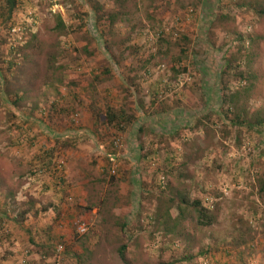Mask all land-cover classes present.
<instances>
[{"label": "rangeland", "instance_id": "374dc122", "mask_svg": "<svg viewBox=\"0 0 264 264\" xmlns=\"http://www.w3.org/2000/svg\"><path fill=\"white\" fill-rule=\"evenodd\" d=\"M5 3L0 264H264V0Z\"/></svg>", "mask_w": 264, "mask_h": 264}, {"label": "trees", "instance_id": "16d2710c", "mask_svg": "<svg viewBox=\"0 0 264 264\" xmlns=\"http://www.w3.org/2000/svg\"><path fill=\"white\" fill-rule=\"evenodd\" d=\"M5 2L6 3H5V5L2 8H3V11H6L7 17H10L11 14H12L13 9L16 7L17 0H5ZM230 100L232 101V106H233L234 102H233L232 99H230ZM120 113H122V112H120ZM110 116L113 119L114 115H110ZM120 117H121L120 120H123L124 118H126V116H124L123 114H121ZM180 200H181L182 203H185L186 205L190 204L192 207L195 208V211H197L196 219L198 220L199 224H202V225H205V226L210 224L211 220L209 218L207 219V210L204 209L203 207H201L199 201L195 200V201H192L191 203H188V201H186L185 197H182V196H180ZM177 208L180 211L182 209L179 205H177ZM179 214H180V212H179ZM158 218H159V216H158Z\"/></svg>", "mask_w": 264, "mask_h": 264}, {"label": "built area", "instance_id": "2783aa9c", "mask_svg": "<svg viewBox=\"0 0 264 264\" xmlns=\"http://www.w3.org/2000/svg\"><path fill=\"white\" fill-rule=\"evenodd\" d=\"M80 229H81V230H83V228H82V227H80Z\"/></svg>", "mask_w": 264, "mask_h": 264}]
</instances>
